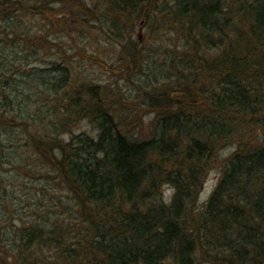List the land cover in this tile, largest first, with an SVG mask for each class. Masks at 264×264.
Wrapping results in <instances>:
<instances>
[{"label": "trees", "instance_id": "trees-1", "mask_svg": "<svg viewBox=\"0 0 264 264\" xmlns=\"http://www.w3.org/2000/svg\"><path fill=\"white\" fill-rule=\"evenodd\" d=\"M0 264H264V0H0Z\"/></svg>", "mask_w": 264, "mask_h": 264}, {"label": "rangeland", "instance_id": "rangeland-1", "mask_svg": "<svg viewBox=\"0 0 264 264\" xmlns=\"http://www.w3.org/2000/svg\"><path fill=\"white\" fill-rule=\"evenodd\" d=\"M33 30H36V32L39 31V27L35 26L33 27ZM148 35H149V39H150V33L145 30V28L143 26H139L136 30L135 33V39L137 41H139L140 43L144 42V46L147 48L148 47ZM50 41H52L50 39ZM55 41V40H54ZM53 41V42H54ZM56 43V42H54ZM67 45V42H63L59 45L60 49L58 47H54V53L56 54H52V52H49V54H46L44 56H46L44 58L43 61H45L46 59H48L49 61H52L54 58H57L60 53L65 54V51L67 49H65V46ZM103 46H107L105 44H103ZM110 47V46H109ZM111 48V47H110ZM76 53V52H73ZM77 58L79 59V57L77 56ZM160 58V57H159ZM81 60V61H80ZM80 62L76 63L74 66H78L77 71L81 72V70L84 71V73L89 76L91 79H101L104 80L105 82H110L109 76L108 74H106V71H104L103 69H101L99 67V65L91 63L86 61L84 58H80ZM31 62V65H35L33 64L34 62H36V58H32L31 60H29ZM153 61H155V59H153ZM43 67L45 65H42ZM110 73V70H109ZM111 74V73H110ZM112 75V74H111ZM121 85L124 91V94L129 97H131L133 100H129L128 103H122L119 104V108L120 112L124 113L125 115H127L130 119L133 118V124H132V128H131V132L138 133V129L141 130V128H138V125L135 123L134 120H136L138 117V109L140 114L142 115L143 119L140 120V124H142L143 127L142 128V132H145V134H149V131L152 127L154 118L156 115H154V113H152L148 108L146 107H141L140 103H138V87L136 86L137 84H135V80L132 81H128L127 79L122 78L121 79ZM126 100V99H124ZM83 132H88V133H92L93 132V125L89 124L88 120H84L82 121V123L78 126L76 133H83ZM66 139H69L70 136L66 135L65 136ZM237 149V145L236 144H232L229 145L228 147H226L222 154L221 152L219 153V161H218V165L213 168L207 176L206 182H205V186L204 189L200 195V203H204L208 200V198L210 197L211 193L213 192L215 186L217 185L218 179H219V169H220V165L223 163V160L225 158H227L231 153H233L235 150ZM164 195L165 198L168 200L171 198V196L173 195V190H171V188L169 187H164Z\"/></svg>", "mask_w": 264, "mask_h": 264}]
</instances>
